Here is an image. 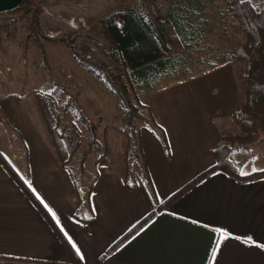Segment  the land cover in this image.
Segmentation results:
<instances>
[{
    "label": "rangeland",
    "instance_id": "obj_1",
    "mask_svg": "<svg viewBox=\"0 0 264 264\" xmlns=\"http://www.w3.org/2000/svg\"><path fill=\"white\" fill-rule=\"evenodd\" d=\"M251 1L257 8H264V0ZM33 2L37 9L30 13L0 16V104L8 99L22 101L24 108L41 114L44 120L42 128L48 131L37 94L52 96L58 112L57 130L65 133L72 126H77L82 134L80 145L68 164L80 192L85 193L90 187L95 176L91 171L92 164L101 160L112 163L115 169L122 166V175L130 187L144 189L147 183H154L159 197L177 180L186 177V173L193 171L190 169L193 160H196L197 152L202 148L204 133L198 131L204 119L201 115H222L230 108V104H239L236 71L240 65L222 64L221 51L225 38L244 42V36L217 14L220 2H195V6L200 7L195 9L197 20L201 22L206 38L196 52L189 56L183 54L184 59L176 75L161 79L151 89L131 87L130 97L143 116V121L134 122L133 134L125 125L123 110L99 77L104 72L113 77L117 74L107 56L109 42L103 34L100 20L118 9L136 6H143L144 12L150 16L157 15L158 8L160 13L165 14L168 0ZM211 65L215 67L213 70L210 69ZM225 71L231 76L225 75L229 74ZM65 104H68V110L63 114ZM75 110L86 123L96 128L95 137L100 146L99 151L89 153L83 168H80V164L89 146V138L84 126L74 118ZM177 115L181 119L178 124L189 125L183 128L186 130L183 131L184 135L181 132L185 144L181 146L175 142L173 156L166 159L167 149L165 153L161 147L160 151L158 148L152 151L143 141L146 136L153 139L154 133L160 134V141L165 144L157 123L160 126L166 124L168 128V124L177 125ZM47 134L50 136L49 132ZM17 135L15 128L1 115L0 149L11 144L18 145ZM188 142L189 150L186 151L184 147H188ZM238 147L241 146L231 147L230 158L240 173L264 169V133L256 142L244 146L239 156L246 158L242 166L238 163L240 158L234 155ZM189 161L193 162L187 165ZM198 164L200 167L202 162Z\"/></svg>",
    "mask_w": 264,
    "mask_h": 264
},
{
    "label": "crops",
    "instance_id": "obj_2",
    "mask_svg": "<svg viewBox=\"0 0 264 264\" xmlns=\"http://www.w3.org/2000/svg\"><path fill=\"white\" fill-rule=\"evenodd\" d=\"M230 105L225 114L201 115L203 129L201 127L198 131L204 134L202 148L192 161L190 169L193 171L177 180L160 197L156 186L151 183L158 203L215 164L211 151L224 143L222 133L229 131L242 136L230 123V115L239 104ZM0 112L15 128L20 144L1 148L0 155L52 218L79 257L80 264H264V178L239 180L216 172L106 255L117 240L154 210L145 190L128 185L122 175V166L115 169L106 160L92 164L91 171L95 176L89 198L93 220L78 222L74 218L80 206L76 189L68 172L59 163L48 131L46 133L42 128L41 114L33 109L29 111L22 101L16 99L3 101ZM178 117L177 125L168 124L169 128L157 123L167 145L166 159L173 156L175 142L181 146L185 144L183 135L186 130L183 128L189 125L178 124L181 120ZM40 125L41 129H38ZM153 136V139L146 136L143 143L152 151L157 148L160 151V134L153 133ZM187 145L184 147L186 151L189 142ZM242 149L244 146L234 150V155L240 158L237 161L239 166L246 160L239 157ZM199 162H202L200 167ZM260 171L239 174L247 176ZM222 234L224 238L220 239ZM217 243L220 246L213 259L211 253ZM0 264H75L57 235L1 164Z\"/></svg>",
    "mask_w": 264,
    "mask_h": 264
},
{
    "label": "trees",
    "instance_id": "obj_3",
    "mask_svg": "<svg viewBox=\"0 0 264 264\" xmlns=\"http://www.w3.org/2000/svg\"><path fill=\"white\" fill-rule=\"evenodd\" d=\"M196 1L168 0L166 13H160L158 8V14L155 16L145 13L143 6L128 7L118 9L100 20L103 34L109 42L107 56L117 74L113 77L104 72L99 76L96 72V75L101 77L107 91L123 110L125 125L131 134L134 133V122L143 121L141 112L130 97L131 87L151 89L157 86L161 79L176 75L184 59L183 54L189 56L196 52L206 38L201 22L197 20L196 10L200 7L195 6ZM218 1L220 7L217 14L233 30L241 32L244 36V42L225 38L221 51L222 64L240 65L236 71L239 108L230 115V123L238 128L242 136L222 133L224 143L211 151L215 164L196 175L160 203L155 199L152 185L147 183L144 190L154 205V210L117 240L106 255L119 248L192 187L216 172L225 173L239 180L264 178V170L241 176L230 158L233 145L252 144L264 133V8H257L251 0ZM36 9L33 0H24L15 9L1 12L0 16L12 14L20 16ZM79 60L85 63L81 58ZM214 68L213 65L210 66L211 70ZM37 98L59 163L68 172L76 189L80 206L74 218L78 222H90L93 220L90 187L85 193L80 192L68 168L72 156L80 145L82 134L77 126H72L69 132H59L56 102L52 96L45 93H38ZM67 105H64L63 114L68 110ZM73 115L84 126L89 138V146L83 153L80 164V168H83L89 153L93 150L99 151L100 146L95 137L96 128L86 123L84 118L79 116L78 110H75ZM160 147L162 151L167 149L166 144L160 143ZM0 164L54 231L75 264H80L79 257L52 218L2 155Z\"/></svg>",
    "mask_w": 264,
    "mask_h": 264
},
{
    "label": "water",
    "instance_id": "obj_4",
    "mask_svg": "<svg viewBox=\"0 0 264 264\" xmlns=\"http://www.w3.org/2000/svg\"><path fill=\"white\" fill-rule=\"evenodd\" d=\"M24 0H0V13L15 9Z\"/></svg>",
    "mask_w": 264,
    "mask_h": 264
},
{
    "label": "snow or ice",
    "instance_id": "obj_5",
    "mask_svg": "<svg viewBox=\"0 0 264 264\" xmlns=\"http://www.w3.org/2000/svg\"><path fill=\"white\" fill-rule=\"evenodd\" d=\"M254 171H255V169H254ZM241 174H245V173H241ZM224 238V235L222 234V236L220 237V239H223ZM219 243H217L215 246H214V248H213V250H212V253H211V255H212V257H213V259L215 258V256H216V250L219 248ZM73 247H75V245H73ZM79 254V253H78Z\"/></svg>",
    "mask_w": 264,
    "mask_h": 264
},
{
    "label": "bare ground",
    "instance_id": "obj_6",
    "mask_svg": "<svg viewBox=\"0 0 264 264\" xmlns=\"http://www.w3.org/2000/svg\"><path fill=\"white\" fill-rule=\"evenodd\" d=\"M71 25L74 27V21H72Z\"/></svg>",
    "mask_w": 264,
    "mask_h": 264
}]
</instances>
